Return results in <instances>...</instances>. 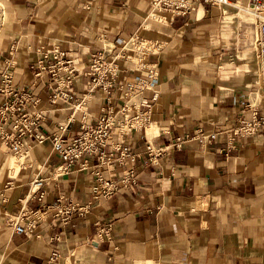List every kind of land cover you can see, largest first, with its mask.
Segmentation results:
<instances>
[{
	"label": "crops",
	"instance_id": "obj_1",
	"mask_svg": "<svg viewBox=\"0 0 264 264\" xmlns=\"http://www.w3.org/2000/svg\"><path fill=\"white\" fill-rule=\"evenodd\" d=\"M0 1V76L9 69L17 84L40 98L45 134L58 132L63 122L71 140L82 123L102 114L108 96L120 102L128 81L147 75L149 63L159 68V97L146 93L152 129L146 139L141 130L126 139L138 156L105 166L114 178L134 166L136 180L111 198L93 200L91 170L57 176L61 156L49 139L35 144L26 159L0 146V264H264V124L254 134L232 135L239 116L250 117L255 108L264 113L260 20L245 9L249 0H240L241 8L193 0L186 14L166 11L154 19L148 16L152 0ZM137 36L158 40L160 50L130 47L129 58L115 60L122 41ZM55 46L70 51L78 69H88L93 53L105 48L117 63L111 95L96 89L80 110L74 101L52 103L57 84L48 72L33 84L32 64L40 47ZM11 54L16 65L7 68ZM74 83L68 90L80 98L92 86L87 76ZM197 129L219 134L211 142L192 139L159 163L149 162L147 141L169 144ZM39 172L42 201L29 193ZM60 196L91 207L64 223L54 216ZM24 207L43 213L32 234L15 232L9 222ZM102 227L110 228L108 234L100 235ZM56 249L60 257L52 261Z\"/></svg>",
	"mask_w": 264,
	"mask_h": 264
},
{
	"label": "built area",
	"instance_id": "obj_2",
	"mask_svg": "<svg viewBox=\"0 0 264 264\" xmlns=\"http://www.w3.org/2000/svg\"><path fill=\"white\" fill-rule=\"evenodd\" d=\"M200 1L210 6L233 4L240 7V0ZM249 5V12L260 20L257 44L264 72V0H249ZM193 7V0H152L148 16L154 19L166 11L174 14H186ZM122 43L119 51L113 54L115 60L129 58L130 47L134 51L147 54H155L161 48L158 40L139 36L122 41ZM105 51L104 48L93 53L92 63L88 69H78L70 51L56 46L47 49L40 47L38 49L39 57L32 64L34 69L33 84H39L44 73L48 72L51 74L52 81L57 84L53 88L49 84V87L52 88L49 100L52 103L61 100L74 101L76 109H84L85 99L90 100L87 97L91 92L100 89L104 94L111 95L115 85L117 63L114 59L109 60ZM15 65L16 61L13 60L11 54L8 58L7 68H12ZM147 69V75L128 81L124 85L120 102L114 103L108 96V106L103 108L102 114L92 122L82 123L80 133L71 140H68L66 134L69 125L63 122L59 123V131L54 132L53 135L44 133L43 121L46 116L45 109L39 106L40 98L35 97L27 88L17 84L9 69L3 71L0 76V146L9 148L19 158H25L35 144H41L49 139L52 142V149L61 156V162L55 169L57 176L75 170H91L95 179L91 185L93 200L113 197L120 187L128 186L136 180V167L133 166L128 173L114 178L105 173V166L113 162L123 165L126 159L135 160L139 153H131L126 142L127 137L134 130H141V138L146 139L148 131L152 129V103L146 93L152 92L151 98L154 101L159 97V68L156 63H149ZM83 76L91 79L92 86L88 89V93L80 98L68 89L74 86L76 78ZM263 124L264 113L260 114L255 108L252 116L237 118L236 124L232 128L233 138L254 134ZM218 134V131L207 133L202 129H197L193 133L178 135L169 144L154 145L151 141H147L145 153L149 162L159 163L160 158L173 148L181 149L186 142L192 139L211 142L217 138ZM94 157H98L99 161L93 163L92 158ZM43 174L44 172H39L35 175L29 190L30 195L40 201L46 194ZM58 202L54 216L64 223L69 222L76 214L85 215L91 207L90 204L82 203L80 199L71 196H60ZM42 215L39 210H29L24 207L16 215L9 217V222L15 232L32 234L37 227L38 217H42ZM109 229V227H102L100 235L108 234ZM54 238L59 239V235ZM59 257L60 253L56 249L50 260L54 261Z\"/></svg>",
	"mask_w": 264,
	"mask_h": 264
},
{
	"label": "bare ground",
	"instance_id": "obj_3",
	"mask_svg": "<svg viewBox=\"0 0 264 264\" xmlns=\"http://www.w3.org/2000/svg\"><path fill=\"white\" fill-rule=\"evenodd\" d=\"M240 3V2H239ZM240 8H241V4H240ZM246 10H250L249 8H245ZM2 15H3V3L0 1V20H2L1 19V17H2ZM4 16V15H3Z\"/></svg>",
	"mask_w": 264,
	"mask_h": 264
},
{
	"label": "rangeland",
	"instance_id": "obj_4",
	"mask_svg": "<svg viewBox=\"0 0 264 264\" xmlns=\"http://www.w3.org/2000/svg\"><path fill=\"white\" fill-rule=\"evenodd\" d=\"M244 12V11H243ZM162 14H165V13H162ZM248 15H250V14H248ZM24 159H26V158H24ZM23 161V160H22Z\"/></svg>",
	"mask_w": 264,
	"mask_h": 264
}]
</instances>
